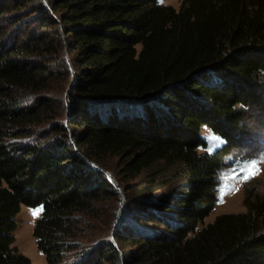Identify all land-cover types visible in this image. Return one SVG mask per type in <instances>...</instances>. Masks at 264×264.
Masks as SVG:
<instances>
[{"label":"trees","instance_id":"trees-1","mask_svg":"<svg viewBox=\"0 0 264 264\" xmlns=\"http://www.w3.org/2000/svg\"><path fill=\"white\" fill-rule=\"evenodd\" d=\"M263 109L264 0H0V264H31L22 207L42 208L47 264H264L259 194L208 222L221 158ZM177 179V200H150ZM120 202L157 230L117 223Z\"/></svg>","mask_w":264,"mask_h":264},{"label":"rangeland","instance_id":"rangeland-1","mask_svg":"<svg viewBox=\"0 0 264 264\" xmlns=\"http://www.w3.org/2000/svg\"><path fill=\"white\" fill-rule=\"evenodd\" d=\"M41 1L43 3L45 2V0ZM157 1L163 5H170L177 10L181 7L183 2V0ZM64 57L68 62V58L65 53ZM124 114L127 118L135 116L134 114L140 117L141 111L137 108L134 109L133 107H127ZM244 125L246 126V132L245 136H241L239 138L240 144H238L240 146L235 148L231 155L221 158L223 168H221L219 172L217 202L211 216L208 218V222L213 221L217 215L225 213H245L247 211L245 200L251 190L254 194H259L262 198H264V109L262 111L249 112L246 116ZM201 137L206 143V147L202 151L203 153L213 154L220 151L224 145V141L222 139L207 129L202 130ZM106 166L107 171L109 172L107 175L110 179H112L111 176L117 174L119 169L117 159H109ZM170 176V173L166 174V178H169ZM181 186V180L177 179L172 183V185L165 187L163 192H153L150 195V200H154L156 196L161 193L162 195L167 196V193H169L168 191L172 190L175 201L181 196ZM139 189L140 188H137L136 190L138 191ZM137 196L143 200L147 199V197L143 194H138ZM174 201L171 202L172 206ZM41 209V207H22L21 211L15 218L16 229L14 231L15 241L13 243V247L19 253L26 255L31 260V264H47L44 255L38 248L37 240L33 234L36 220L41 215ZM125 209V203L120 202L117 211V223L126 224L136 232L148 233L157 230L150 229V226L145 225V223H141V225H139L128 220V218H125V220L122 219ZM33 213L36 214L34 215ZM170 221L174 222L173 219ZM125 250L131 251V248L126 247Z\"/></svg>","mask_w":264,"mask_h":264},{"label":"snow or ice","instance_id":"snow-or-ice-1","mask_svg":"<svg viewBox=\"0 0 264 264\" xmlns=\"http://www.w3.org/2000/svg\"><path fill=\"white\" fill-rule=\"evenodd\" d=\"M253 167H254V165H253ZM245 178H247V177H245ZM34 215L36 214V213H33Z\"/></svg>","mask_w":264,"mask_h":264}]
</instances>
